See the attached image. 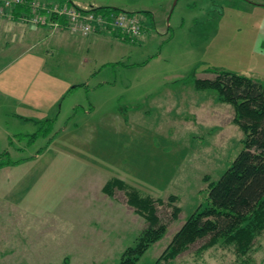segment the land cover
Wrapping results in <instances>:
<instances>
[{
  "label": "rangeland",
  "instance_id": "374dc122",
  "mask_svg": "<svg viewBox=\"0 0 264 264\" xmlns=\"http://www.w3.org/2000/svg\"><path fill=\"white\" fill-rule=\"evenodd\" d=\"M95 1L137 15L151 39L106 33L79 52L45 40L0 60V154L17 163L0 171V264H117L146 222L123 192H101L111 178L162 200L166 231L137 263L154 264L243 148L232 107L194 80L226 71L264 86V0ZM104 198L123 218L94 234ZM213 241L166 264H264V231L244 257Z\"/></svg>",
  "mask_w": 264,
  "mask_h": 264
},
{
  "label": "trees",
  "instance_id": "16d2710c",
  "mask_svg": "<svg viewBox=\"0 0 264 264\" xmlns=\"http://www.w3.org/2000/svg\"><path fill=\"white\" fill-rule=\"evenodd\" d=\"M17 10H12L14 17L20 13ZM96 11L120 10L99 7ZM7 21L18 22L14 19ZM112 34L123 42L131 43L129 39ZM194 88L199 91L212 90L217 103L232 107V122L243 133V148L218 181L208 185L205 207L199 206L186 219L154 264H166L196 239L205 236L213 238V242L222 239L224 243L234 245L237 255L244 257L251 252L255 237L264 231V86L246 77L221 71L213 80L195 79ZM16 164L8 154H0V168ZM101 191L108 196L115 191L123 192L127 205L146 222V227L134 244L122 252L117 263L137 264L166 231V225L156 215V205L162 206L163 202L117 178L109 179ZM168 199L173 201L175 198L171 196ZM178 213L179 209L174 208L171 215L173 220Z\"/></svg>",
  "mask_w": 264,
  "mask_h": 264
},
{
  "label": "built area",
  "instance_id": "2783aa9c",
  "mask_svg": "<svg viewBox=\"0 0 264 264\" xmlns=\"http://www.w3.org/2000/svg\"><path fill=\"white\" fill-rule=\"evenodd\" d=\"M19 9L15 17L12 10ZM97 7L82 6L55 0H0V20L45 28L48 31H69L82 37L99 32L116 33L131 42L142 35L141 20L125 11L98 12ZM18 11V10H17Z\"/></svg>",
  "mask_w": 264,
  "mask_h": 264
},
{
  "label": "crops",
  "instance_id": "0c3cea01",
  "mask_svg": "<svg viewBox=\"0 0 264 264\" xmlns=\"http://www.w3.org/2000/svg\"><path fill=\"white\" fill-rule=\"evenodd\" d=\"M70 3L74 4H80V5H86V6H93L99 8L100 6L97 4V1L92 0L89 3L87 2H81L79 0H64ZM149 17L151 18V28L158 32L156 28V23L154 21V16L149 13ZM108 32H99L96 34H92L88 37H82L78 34H73L69 31H56V32H51L46 30L45 28H34L30 27L24 24H21L19 22L15 21H7V20H0V60L6 59L5 61L11 62V64H16L17 62H20L21 60L25 59L28 57L30 54V51L34 49L35 45H45V40H50L48 45L51 47L55 43H69L76 45L75 51H83L84 47H87L86 44H89V46L94 45L97 41H102L104 40L103 37L106 35ZM145 31L142 33L141 37L135 41V43H139L145 40L148 41L150 36H147L146 38L144 34ZM111 36H113L112 33H109ZM77 44H82L81 46ZM86 45V46H85ZM76 53V52H74ZM42 57H44L42 55ZM4 61V62H5ZM12 68V67H11ZM6 72V71H5ZM7 73V72H6ZM3 74H0L2 76ZM25 107H30V105H27L24 102ZM9 167H5L3 169H0V171H3L5 169H8ZM120 180V179H119ZM102 192V191H101ZM107 197V196H106ZM107 199H111L107 197ZM112 200H104L100 204L99 209H105V215L101 218H99L98 221H93V225L95 226V231H93L94 234H98V230L103 232L110 231L106 229H99L98 226L102 225L106 226V228H110L113 224V222H119L122 220L123 215L120 214L119 216L121 217H115L114 216V206H113ZM128 207V206H126ZM133 213V212H132ZM110 226V227H109ZM107 234V233H106ZM101 236V235H99ZM105 236V235H104ZM102 236L103 238H105ZM108 239V236H106Z\"/></svg>",
  "mask_w": 264,
  "mask_h": 264
}]
</instances>
